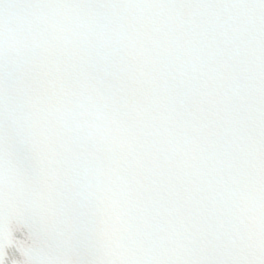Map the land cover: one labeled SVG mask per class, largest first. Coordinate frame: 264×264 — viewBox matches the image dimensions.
Instances as JSON below:
<instances>
[{"label":"snow or ice","instance_id":"1","mask_svg":"<svg viewBox=\"0 0 264 264\" xmlns=\"http://www.w3.org/2000/svg\"><path fill=\"white\" fill-rule=\"evenodd\" d=\"M0 264H264V0H0Z\"/></svg>","mask_w":264,"mask_h":264}]
</instances>
